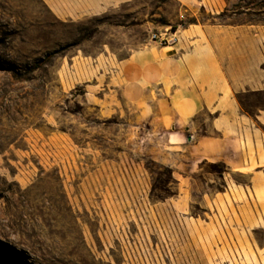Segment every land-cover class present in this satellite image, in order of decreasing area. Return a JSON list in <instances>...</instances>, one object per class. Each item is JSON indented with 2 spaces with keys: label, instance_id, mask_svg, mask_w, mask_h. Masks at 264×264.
<instances>
[{
  "label": "rangeland",
  "instance_id": "1",
  "mask_svg": "<svg viewBox=\"0 0 264 264\" xmlns=\"http://www.w3.org/2000/svg\"><path fill=\"white\" fill-rule=\"evenodd\" d=\"M235 9L264 26V0ZM181 12L0 0V264H264V158H186L155 87L124 77Z\"/></svg>",
  "mask_w": 264,
  "mask_h": 264
},
{
  "label": "crops",
  "instance_id": "2",
  "mask_svg": "<svg viewBox=\"0 0 264 264\" xmlns=\"http://www.w3.org/2000/svg\"><path fill=\"white\" fill-rule=\"evenodd\" d=\"M42 1L60 18H84L132 0ZM233 1L177 0V42L140 50L124 77L155 87L166 113L176 116L171 145L186 158L220 159L238 172L240 158H264V102H253L264 95V26L244 24L242 9L228 10ZM223 14L230 16L222 21Z\"/></svg>",
  "mask_w": 264,
  "mask_h": 264
},
{
  "label": "built area",
  "instance_id": "3",
  "mask_svg": "<svg viewBox=\"0 0 264 264\" xmlns=\"http://www.w3.org/2000/svg\"><path fill=\"white\" fill-rule=\"evenodd\" d=\"M178 28L174 30H164L151 35L150 40L160 47L172 45L177 42Z\"/></svg>",
  "mask_w": 264,
  "mask_h": 264
},
{
  "label": "bare ground",
  "instance_id": "4",
  "mask_svg": "<svg viewBox=\"0 0 264 264\" xmlns=\"http://www.w3.org/2000/svg\"><path fill=\"white\" fill-rule=\"evenodd\" d=\"M9 121V120H8ZM85 240H86V238H85ZM88 240V239H87ZM89 245V244H88ZM93 251V250H92Z\"/></svg>",
  "mask_w": 264,
  "mask_h": 264
}]
</instances>
